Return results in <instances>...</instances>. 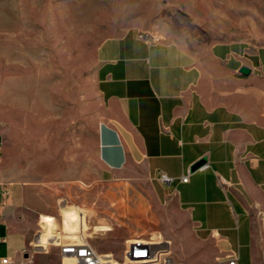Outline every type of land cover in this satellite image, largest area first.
<instances>
[{
	"label": "crops",
	"instance_id": "obj_1",
	"mask_svg": "<svg viewBox=\"0 0 264 264\" xmlns=\"http://www.w3.org/2000/svg\"><path fill=\"white\" fill-rule=\"evenodd\" d=\"M95 59L101 178L114 180L128 170L145 173L163 211L153 214L157 224L149 230L162 234L169 249L188 228L196 244H204L190 248L200 252V264H228L234 252L236 264H256L254 214L264 216V46L219 42L203 56L130 28L104 38ZM242 66L251 73H242ZM1 115L0 109V147ZM204 156L206 165L192 171ZM5 168L0 156V264L4 258L9 264H75L50 243L59 237L90 241L82 228L85 216L63 210L65 229L74 233L75 222L81 228L75 238L54 232L57 215H48L51 209L29 187L12 183ZM163 174L172 180L164 181ZM83 207L92 211L87 203ZM130 238L120 244L126 248ZM93 243L113 254L112 242Z\"/></svg>",
	"mask_w": 264,
	"mask_h": 264
},
{
	"label": "rangeland",
	"instance_id": "obj_2",
	"mask_svg": "<svg viewBox=\"0 0 264 264\" xmlns=\"http://www.w3.org/2000/svg\"><path fill=\"white\" fill-rule=\"evenodd\" d=\"M130 28L203 56L219 42L264 46V0H0L1 162L12 183L29 187L51 209L48 215H57L54 232L75 238L81 225L75 222L71 233L62 215L76 210L92 244L112 242L119 261L120 242L155 235L153 214L163 213L143 171L101 178L95 51L104 38ZM104 223L111 228L101 230ZM184 231L170 244V264H200V252L190 248L204 244ZM253 244L256 264H264V216L258 213Z\"/></svg>",
	"mask_w": 264,
	"mask_h": 264
},
{
	"label": "built area",
	"instance_id": "obj_3",
	"mask_svg": "<svg viewBox=\"0 0 264 264\" xmlns=\"http://www.w3.org/2000/svg\"><path fill=\"white\" fill-rule=\"evenodd\" d=\"M206 165V164H205ZM204 165V166H205ZM203 166V167H204ZM164 181L170 182L172 178L167 174L162 175ZM183 181L189 180V175L186 174L182 178ZM50 244L59 246L60 252L74 259L75 264H170V250L168 242L160 235H150L149 237H133L127 240V246L124 250V259L119 261L111 253H102L98 251L90 241L84 236H79L78 239H62L58 238ZM38 248L46 250L41 244ZM238 259L234 255L228 260V264H236ZM3 264H9V258L2 260Z\"/></svg>",
	"mask_w": 264,
	"mask_h": 264
},
{
	"label": "water",
	"instance_id": "obj_4",
	"mask_svg": "<svg viewBox=\"0 0 264 264\" xmlns=\"http://www.w3.org/2000/svg\"><path fill=\"white\" fill-rule=\"evenodd\" d=\"M240 71L246 75L250 74L251 73V69L247 66H242L240 68ZM207 163V158L206 156L200 158L199 160H197L194 164H192L191 166V170L194 171V170H197L201 167H203L205 164Z\"/></svg>",
	"mask_w": 264,
	"mask_h": 264
}]
</instances>
